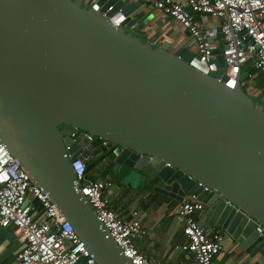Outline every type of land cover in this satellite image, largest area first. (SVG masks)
<instances>
[{
	"label": "water",
	"instance_id": "water-1",
	"mask_svg": "<svg viewBox=\"0 0 264 264\" xmlns=\"http://www.w3.org/2000/svg\"><path fill=\"white\" fill-rule=\"evenodd\" d=\"M0 0V138L99 264H132L74 188L79 156L176 201L204 203V229L264 248V105L136 35L126 0ZM127 16L121 27L109 17ZM218 38H224L219 31ZM214 54L225 72L221 49ZM67 127L62 132L60 127ZM189 197V198H187ZM29 204V199L26 201ZM263 227L259 232L258 227Z\"/></svg>",
	"mask_w": 264,
	"mask_h": 264
},
{
	"label": "built area",
	"instance_id": "built-area-1",
	"mask_svg": "<svg viewBox=\"0 0 264 264\" xmlns=\"http://www.w3.org/2000/svg\"><path fill=\"white\" fill-rule=\"evenodd\" d=\"M189 33L194 52L188 63L194 69L215 77L225 86L235 89L238 75L241 82L248 76L244 67L251 60L256 71H264V0H143ZM88 8L99 10L97 2L85 1ZM110 22L121 27L127 16L118 12L109 17ZM221 20L224 38L217 39L206 23ZM137 27V23L132 25ZM221 49L225 72L218 76L219 65L214 54ZM87 164L79 156L72 167L75 173L74 188L87 200L99 221L114 238L122 253L132 264H155L138 247L137 242L147 234L140 223L139 212L125 220L111 206L106 195L111 183L91 180ZM29 199V204L26 201ZM41 204L42 217L32 200ZM205 209L204 203L191 197L184 201L179 214L184 220L183 250L193 254L191 264H212L223 249L224 237L219 230L200 226L196 213ZM13 226L14 233L23 242L18 254V264H99L87 249L63 211L51 201L29 172L0 138V227ZM263 232V227H258Z\"/></svg>",
	"mask_w": 264,
	"mask_h": 264
},
{
	"label": "crops",
	"instance_id": "crops-1",
	"mask_svg": "<svg viewBox=\"0 0 264 264\" xmlns=\"http://www.w3.org/2000/svg\"><path fill=\"white\" fill-rule=\"evenodd\" d=\"M126 1L140 5L136 10L137 25L148 21L137 33L139 37L144 40L156 37V45L169 42L172 52H184L188 60L194 52V47L189 33L185 32L180 24L147 5L143 0ZM221 23V20L206 23L207 28L215 33L217 39ZM136 28L128 27L133 31ZM244 71L248 72V76L242 80L243 88L255 101L264 105V71H256L251 65V60L244 67ZM87 176L91 180H105L111 183L106 195L111 208L122 218L128 221L132 219L135 211L139 212L140 223L146 228L147 234L137 242V245L155 264L192 263L193 254L181 248L185 242L183 234L185 223L179 214L183 202L143 190L141 185L135 184L132 180H121L120 176L113 172V164L88 165ZM37 210L41 218L42 212L38 208ZM206 214L207 211L204 209L194 217L197 221H201ZM211 230L221 231L224 237L223 249L213 259L212 264H264V248L255 253L257 248L255 247L248 253L220 227ZM22 247L23 242L14 233L13 226L0 227V264H18V254Z\"/></svg>",
	"mask_w": 264,
	"mask_h": 264
},
{
	"label": "rangeland",
	"instance_id": "rangeland-1",
	"mask_svg": "<svg viewBox=\"0 0 264 264\" xmlns=\"http://www.w3.org/2000/svg\"><path fill=\"white\" fill-rule=\"evenodd\" d=\"M84 5H85V4H84ZM85 6H86V5H85ZM86 7H88V6H86ZM127 30H128L129 32H134L133 30H130V29H128V28H127ZM135 34L138 35L137 33H135ZM142 40H144V39L142 38ZM144 41H145V40H144ZM185 59H186V58H185ZM60 129H61L62 132H65V130L67 129V127L64 126V125H62V126L60 127ZM102 161H103V159L101 160V158H100L99 160L96 159L95 161L91 162L90 165H95V163H98V166H100ZM32 202H33V204H34L39 210H41V204H40L36 199H33Z\"/></svg>",
	"mask_w": 264,
	"mask_h": 264
}]
</instances>
